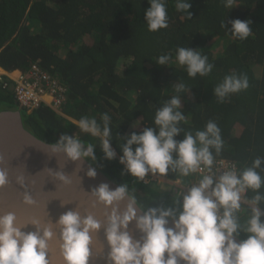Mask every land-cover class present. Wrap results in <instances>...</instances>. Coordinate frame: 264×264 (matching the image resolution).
Masks as SVG:
<instances>
[{
    "label": "trees",
    "instance_id": "obj_1",
    "mask_svg": "<svg viewBox=\"0 0 264 264\" xmlns=\"http://www.w3.org/2000/svg\"><path fill=\"white\" fill-rule=\"evenodd\" d=\"M189 2L190 19L176 10L175 0H166L168 27L151 32L144 19L148 0H0V68L17 76L37 64L65 88L61 112L73 121L87 116L99 122L107 113L116 158L104 160L97 144V162L90 164L118 185L127 183L145 210L161 205L178 209L179 203L157 187L121 176L119 137L153 126L156 110L176 95L175 83L190 88L180 94L185 121L179 126L194 134L211 120L220 128L224 144L219 155L213 153L214 159L232 161L242 170L257 156L264 157V0H235L230 10L221 0ZM235 19L251 21L249 38L241 41L227 31ZM178 47L206 55L212 71L188 77L175 62ZM165 54L172 61L158 65L155 61ZM233 73L246 75L249 86L220 102L213 89ZM10 87L0 86V110H19L24 127L36 138L51 144L67 133L98 143L47 107L20 109ZM174 139L182 140L183 132ZM157 175L174 180L178 172ZM255 194L246 190L244 200ZM241 204L243 211L237 215L243 223L251 205ZM238 239H246V234Z\"/></svg>",
    "mask_w": 264,
    "mask_h": 264
},
{
    "label": "clouds",
    "instance_id": "obj_2",
    "mask_svg": "<svg viewBox=\"0 0 264 264\" xmlns=\"http://www.w3.org/2000/svg\"><path fill=\"white\" fill-rule=\"evenodd\" d=\"M224 7L231 9L235 0H221ZM150 5L144 11L148 31L155 32L168 27L166 0H148ZM189 0H175V8L192 18ZM226 28L231 35L241 41L252 35L251 21L235 19ZM172 61L170 54L161 55L155 61L167 66ZM175 62L183 67L188 77L207 76L213 69L208 57L200 51L188 47H178ZM249 86L246 75L233 73L227 75L213 89L218 101L223 102L230 94L246 90ZM183 82L174 84L170 99L159 107L154 115L153 126L144 127L139 133L132 132L122 138L119 144L122 155L119 163L123 165L121 176L127 174L136 180H144L146 175H166L169 171L187 177L192 173L206 172L197 183L178 194L176 207H152L147 210L138 206L135 196L131 195L127 183L119 184L114 190L107 183H101L90 190L95 204H101L106 213L105 223L87 214L69 210L61 214L55 222L59 228V250L65 264H88L92 233L104 229L105 241L109 251L108 264H264V157L257 156L250 166L242 170L233 168L217 174L213 170L214 154L219 155L223 148L220 128L209 121L203 130L184 131L179 125L185 121L181 111V93L189 92ZM81 133L98 139V143L85 142L75 135L61 134L55 143L47 145L50 155H61L65 161L81 164L97 162L94 149L97 144L103 159L111 161L116 152L111 147V118L107 113L96 118L87 116L75 121ZM133 127H135L133 125ZM183 132V139L174 137ZM135 146V147H133ZM260 169V171H257ZM55 181L70 184L68 175L62 171L44 169ZM96 170L88 167L85 175L95 178ZM9 183L6 168H0V187ZM16 183L25 186V177H16ZM256 194L245 203L251 205L246 220L241 223L237 213L243 211L242 196L246 190ZM23 202L33 205L34 199L28 192ZM123 202V208L119 205ZM64 204H61L63 206ZM138 212L142 213L138 215ZM169 220L171 227H167ZM134 221L140 239H133L128 225ZM34 232L21 231L26 225H19L12 212L0 216V264H50L48 241L53 237L50 224L41 226L36 219L30 221ZM241 233L246 239H239ZM165 253L167 257L165 258Z\"/></svg>",
    "mask_w": 264,
    "mask_h": 264
},
{
    "label": "water",
    "instance_id": "obj_3",
    "mask_svg": "<svg viewBox=\"0 0 264 264\" xmlns=\"http://www.w3.org/2000/svg\"><path fill=\"white\" fill-rule=\"evenodd\" d=\"M48 144L36 138L24 127L19 110H0V168H6L9 173V183L0 187V216L12 212L16 216L17 224L26 225L21 231L28 233V227H30V232H34L36 229L30 224V221L36 219L43 226L49 220L51 214L48 210L51 199L49 198L50 201L44 205L42 202V208L39 205L38 209L35 207V210V208H28V205L23 202L24 193L28 192L31 197L36 194H39V196L43 194V196L47 197L49 195L56 197L60 205H54L53 201L51 204L57 207H61V204L64 205L59 208L58 212L60 213L55 214L56 216H51L50 219L53 237L48 241V259L49 262H53L49 256H53L56 251H59L60 243L59 228L55 225L58 217L66 211L75 210L81 216L87 214L93 215L103 226L108 209H105L101 204H95L94 198L91 197L89 192L101 183H107L110 189L113 190L118 184L109 179L87 160L81 164V170L76 172L78 162L65 161L62 154L50 155L46 152ZM88 167H93L96 170L97 174L95 178H89L85 175ZM46 168L54 172L62 171L65 175L68 174L71 180L69 186H76L79 191L53 180V177L46 170L44 171ZM38 171L42 173L41 177L36 175ZM30 174L31 177L28 180ZM19 175L25 177V186L16 183V177ZM81 176L87 177V181L85 179L81 181ZM32 178L34 181H32ZM28 182H31L33 185L29 191ZM78 183L80 184L77 185ZM63 194H66V196L61 200V195ZM123 206L122 202L119 207L122 209ZM141 214L138 212V215ZM171 226L172 222L169 220L167 227ZM128 231L133 239H140L141 234L135 229L134 221L129 223ZM91 236L92 244L90 245L91 254L89 259L94 258L93 260L96 259V262H98L104 258L107 261L109 248L105 241L103 227L97 233H92ZM60 257L63 260L61 254ZM166 257L167 253H165ZM96 262L94 264H97Z\"/></svg>",
    "mask_w": 264,
    "mask_h": 264
},
{
    "label": "built area",
    "instance_id": "obj_4",
    "mask_svg": "<svg viewBox=\"0 0 264 264\" xmlns=\"http://www.w3.org/2000/svg\"><path fill=\"white\" fill-rule=\"evenodd\" d=\"M7 80L11 83L8 85ZM0 86L3 88L10 87L13 98L19 108L28 111L36 110L42 106L49 108L58 116L65 118L61 112L64 103L65 88L58 80L50 77L37 64H32L30 68L23 74L13 75L0 68ZM237 169V165L226 159H214L213 170L220 174L224 171ZM206 172L192 173L187 177L178 176L174 180H169L157 174L146 175L142 180V184L149 187L160 186L166 184L170 186L169 195L179 200L178 194L187 191V187L198 182ZM241 203H245L244 193L241 194ZM246 204V203H245Z\"/></svg>",
    "mask_w": 264,
    "mask_h": 264
},
{
    "label": "bare ground",
    "instance_id": "obj_5",
    "mask_svg": "<svg viewBox=\"0 0 264 264\" xmlns=\"http://www.w3.org/2000/svg\"><path fill=\"white\" fill-rule=\"evenodd\" d=\"M29 174V173H28ZM49 174V173H48ZM47 173H46V175H48ZM36 175L38 176V177H41L42 176V173L40 172V171H38V172H36ZM68 175V174H67ZM69 176V175H68ZM31 177V174H30V176L28 177V180H29V178ZM33 179V178H32ZM53 180H54V178H52ZM86 180L87 181V177H85L84 178V176L82 177H80V180L81 181H83V180ZM32 181H34V179L32 180ZM80 183H78L77 185H79ZM68 186H69V184H67ZM33 185H32V183L31 182H28V191L30 190V188L32 187ZM69 187H71V186H69ZM75 187V188H74ZM71 188H73V189H75L76 191H79L78 190V188H76V186H73V187H71ZM66 196V194H63V195H61V200L64 198ZM57 197H60V196H57ZM68 197H69V195H68ZM33 199H34V201H35V203L33 204V205H28V208H37L38 209V206L40 205V207L42 208V206L46 203V202H49L50 200H49V198L51 199V201H50V204H49V210H48V212L51 214L50 215V217H49V220H47L44 224H50L51 225V228H52V223L50 222V219H51V216H56L55 214H57V213H60V212H58V210H59V208H61V207H57V206H54L55 204H58V205H60V203H59V200H57V198L56 197H54L53 195H49L48 197L47 196H43V194H40V196H39V194H36V195H33V197H32ZM54 202V205H52L51 204V202ZM56 201V202H55ZM42 202H43V205H42ZM36 208H35V210H36ZM29 213V212H28ZM94 214V213H93ZM28 232H30V227H28ZM48 253H49V251H48ZM102 256H103V254H102ZM46 258H48V255H47V257ZM49 258H52V260H53V262L52 261H50V264H65V262H62L63 260H61V257H60V250L57 252H55L54 254H53V256L51 255V256H49ZM94 258H91V259H89V261H88V264L90 263V264H94V262H96V259L95 260H93ZM97 264H108V262L104 259V258H102V259H100V261H98V262H96Z\"/></svg>",
    "mask_w": 264,
    "mask_h": 264
},
{
    "label": "rangeland",
    "instance_id": "obj_6",
    "mask_svg": "<svg viewBox=\"0 0 264 264\" xmlns=\"http://www.w3.org/2000/svg\"><path fill=\"white\" fill-rule=\"evenodd\" d=\"M65 119H67L68 121H71L72 123H75V121L71 120L68 117H65ZM156 187L158 188V190H160L162 192H165V193H169V191H170V186L169 185H166V184H163V185L161 184L160 186H156ZM174 198H176V197H174ZM176 199L178 200V198H176Z\"/></svg>",
    "mask_w": 264,
    "mask_h": 264
}]
</instances>
